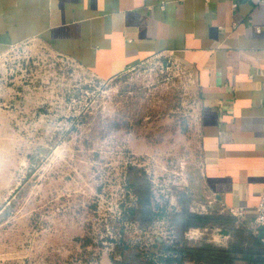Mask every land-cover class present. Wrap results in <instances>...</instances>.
Here are the masks:
<instances>
[{
    "label": "rangeland",
    "instance_id": "obj_1",
    "mask_svg": "<svg viewBox=\"0 0 264 264\" xmlns=\"http://www.w3.org/2000/svg\"><path fill=\"white\" fill-rule=\"evenodd\" d=\"M197 103L194 76L172 55L104 80L40 40L3 52L0 264H112L117 246L152 264H206L168 250L184 245L169 219L182 195L191 212L233 217L201 188ZM130 169L150 182L148 226L124 217L136 206ZM182 240L235 241L217 225L189 228Z\"/></svg>",
    "mask_w": 264,
    "mask_h": 264
},
{
    "label": "crops",
    "instance_id": "obj_2",
    "mask_svg": "<svg viewBox=\"0 0 264 264\" xmlns=\"http://www.w3.org/2000/svg\"><path fill=\"white\" fill-rule=\"evenodd\" d=\"M33 39L104 80L159 55L179 58L198 92L201 188L254 228L264 188V2L0 0V55ZM250 232L264 241V229Z\"/></svg>",
    "mask_w": 264,
    "mask_h": 264
},
{
    "label": "trees",
    "instance_id": "obj_3",
    "mask_svg": "<svg viewBox=\"0 0 264 264\" xmlns=\"http://www.w3.org/2000/svg\"><path fill=\"white\" fill-rule=\"evenodd\" d=\"M131 169L127 173L126 182L136 198V206L124 217L129 221L138 222L140 226H148L155 217L150 182L143 171L133 174ZM184 199L185 201H182ZM182 200L180 201L181 208L169 216L171 224L180 232L179 241L184 245L176 249L168 248V250L178 256L180 262L189 257L206 264H233L238 260L264 264V241L259 235H254L244 228L235 227L237 223L235 217L227 218L222 215L191 212L185 195H182ZM213 225L229 233L235 241L230 242L227 247L218 248L211 245L189 247L182 240V234L189 228H206ZM116 249L119 257H113L112 264H152L151 259L140 251L125 253V249L121 250L118 246Z\"/></svg>",
    "mask_w": 264,
    "mask_h": 264
},
{
    "label": "built area",
    "instance_id": "obj_4",
    "mask_svg": "<svg viewBox=\"0 0 264 264\" xmlns=\"http://www.w3.org/2000/svg\"><path fill=\"white\" fill-rule=\"evenodd\" d=\"M253 4H259L263 3L264 0H249ZM229 213L236 217V218H241L244 215V212L238 208H229ZM256 218H255V224L258 228L264 229V188L261 190L259 194V201L256 207Z\"/></svg>",
    "mask_w": 264,
    "mask_h": 264
}]
</instances>
